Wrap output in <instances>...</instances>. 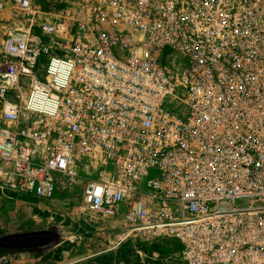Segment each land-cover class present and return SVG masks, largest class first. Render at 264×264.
<instances>
[{"label": "built area", "instance_id": "1", "mask_svg": "<svg viewBox=\"0 0 264 264\" xmlns=\"http://www.w3.org/2000/svg\"><path fill=\"white\" fill-rule=\"evenodd\" d=\"M52 1L0 0L2 188L81 178L110 250L264 264V0Z\"/></svg>", "mask_w": 264, "mask_h": 264}, {"label": "rangeland", "instance_id": "2", "mask_svg": "<svg viewBox=\"0 0 264 264\" xmlns=\"http://www.w3.org/2000/svg\"><path fill=\"white\" fill-rule=\"evenodd\" d=\"M47 12L60 5L40 0ZM27 27L24 28L26 30ZM59 183L51 200L35 203L0 185V264H186L178 242H130L129 263L111 249L112 232L81 211L85 187ZM98 227V228H97Z\"/></svg>", "mask_w": 264, "mask_h": 264}, {"label": "trees", "instance_id": "3", "mask_svg": "<svg viewBox=\"0 0 264 264\" xmlns=\"http://www.w3.org/2000/svg\"><path fill=\"white\" fill-rule=\"evenodd\" d=\"M55 195H56V193H55ZM27 198L29 200L35 202V203H38L41 201V199L35 198L33 196H27ZM130 244L131 243H127V244L123 245L118 251V255L121 256V260L126 261L127 263H129L128 256H127V248L130 246ZM178 245H179L180 250H182V245L179 243H178Z\"/></svg>", "mask_w": 264, "mask_h": 264}, {"label": "crops", "instance_id": "4", "mask_svg": "<svg viewBox=\"0 0 264 264\" xmlns=\"http://www.w3.org/2000/svg\"><path fill=\"white\" fill-rule=\"evenodd\" d=\"M11 13L12 11L9 9L6 12H3L2 14H0V19L4 18L6 20H9L11 17Z\"/></svg>", "mask_w": 264, "mask_h": 264}]
</instances>
